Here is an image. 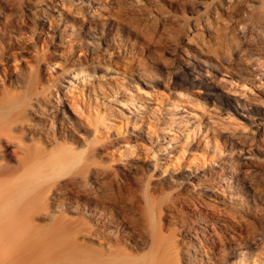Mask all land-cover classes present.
I'll use <instances>...</instances> for the list:
<instances>
[{"label":"bare ground","instance_id":"1","mask_svg":"<svg viewBox=\"0 0 264 264\" xmlns=\"http://www.w3.org/2000/svg\"><path fill=\"white\" fill-rule=\"evenodd\" d=\"M22 31L78 52L67 79ZM200 130L264 149V0H0V264H264L243 163Z\"/></svg>","mask_w":264,"mask_h":264},{"label":"rangeland","instance_id":"2","mask_svg":"<svg viewBox=\"0 0 264 264\" xmlns=\"http://www.w3.org/2000/svg\"><path fill=\"white\" fill-rule=\"evenodd\" d=\"M135 2H139V0H135ZM37 30H39V28H37V26H35ZM99 27V26H98ZM47 30V28L45 29ZM49 35L52 34V31H47ZM21 37L25 38V42L23 41V45L26 47L23 52H20V55L18 54V59H20V56H28V55H32L33 58H37V56H40L42 54H44V56L50 60L51 66H49V72L52 73V76L55 78H59V79H67V75L65 72H63V67L66 64V59L67 57L69 58L70 56H77L78 52H68L64 55L58 56L55 54H48L49 50L51 48H49L50 44L49 42H47V46H41L39 43H34V40L31 38V36L29 34H26L24 31L20 32ZM85 39H88L87 37ZM48 41V38H47ZM35 44V45H33ZM33 48L35 50H33ZM48 49V50H47ZM47 50V51H46ZM29 51V52H26ZM30 51L32 52V54L30 53ZM29 53V54H28ZM35 54V55H34ZM34 55V56H33ZM163 55L171 60L172 57L170 55V53L167 50L163 51ZM17 62L22 63L21 60H17ZM17 63V64H19ZM18 69V68H16ZM99 73L102 72V70H98ZM16 77L20 78L22 77L21 72H19V70H16ZM123 78V79H122ZM125 78V79H124ZM119 82L120 85H122L121 87L126 89V92H131L130 94H138V95H142L145 94V87L140 85L138 82L136 83L135 80H128L126 77H120L119 78ZM159 90L161 91H165V88L162 85H158ZM196 88H198L200 90V92H204L205 89L203 87L197 86ZM128 89V90H127ZM189 89H195V88H191L189 87ZM250 95L252 96H257L260 94H257L256 92L250 91ZM197 98H199V100L201 102H205L208 103V100L203 98L202 96H197ZM177 116L174 115L172 117V119H169V121L167 122L168 119H166V115H161L158 117L159 119V123H165V124H159L161 126H156L158 130H161L160 127H165V128H172L173 126V130H175V135L176 136H181L183 133H185L187 127H189V124H184L180 125V121H182V117H186L183 111L181 110H177ZM184 114H183V113ZM181 115V116H180ZM164 117V118H163ZM174 117H178V118H174ZM180 117V118H179ZM237 117V118H236ZM238 115H235V121L238 120ZM164 119V120H163ZM179 120V121H178ZM238 122V121H237ZM178 127V128H177ZM128 128H129V124H128ZM248 128V126H247ZM184 130V131H183ZM190 137L191 136H195L197 139V142H195L194 144V148H198V149H207V150H211L213 149L214 144H218L219 148L221 150V152H231V154L234 156V158L236 159V161L243 163L242 167L246 170L245 174L243 175L242 178H244L245 180V186H243L242 188H240V191H242V195L246 196L250 203H252V205H256V207L259 209V213L261 216V222L260 224H258V226L256 228L253 229H248V235L252 238V243L251 245H249V260H253V255L252 254H256L257 256H259L260 253H264V169L260 166H253L251 161H253V159H257L260 160V158L262 159L264 157V149H262L263 147L254 140L250 142V147L245 148V144L242 145L241 144H236L232 141H230L222 132H207L203 133L201 130L200 131H190L189 132ZM185 135V134H184ZM184 138V136H182ZM190 137L188 138V140H190ZM215 141V142H214ZM256 144V145H254ZM197 145V146H196ZM254 145V146H253ZM243 146V147H242ZM208 147V148H207ZM243 148H245L243 150ZM251 149V150H249ZM246 150V151H245ZM250 156V157H249ZM246 157V158H245ZM244 159V160H243ZM247 163V164H246ZM251 164V166H250ZM249 167V168H248ZM257 167V168H256ZM251 194H253V196H251ZM251 253V254H250ZM258 253V254H257ZM252 255V256H251ZM230 256L233 257V253L230 254ZM256 256V257H257ZM259 258V257H257Z\"/></svg>","mask_w":264,"mask_h":264}]
</instances>
